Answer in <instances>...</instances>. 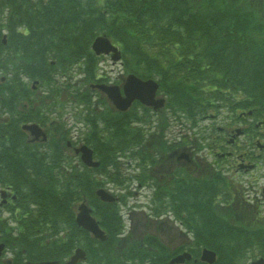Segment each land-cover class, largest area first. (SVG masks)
<instances>
[{"label":"trees","instance_id":"obj_1","mask_svg":"<svg viewBox=\"0 0 264 264\" xmlns=\"http://www.w3.org/2000/svg\"><path fill=\"white\" fill-rule=\"evenodd\" d=\"M99 34L119 45L125 68L157 80L178 115L194 120L210 102L224 98H231L232 108L239 107L234 100L238 93L240 104L264 107V0H0V108L11 110L17 102L0 120V179L18 192L29 213L27 222L42 221L45 215L55 228L61 221L71 223L73 201L81 193L94 195L92 170L67 160L63 135L29 142L21 123L41 119L34 111L62 93L86 100L89 88L76 87L70 71L84 75V82L92 78L97 57L90 43ZM28 79L38 80L44 90H34ZM120 116L123 121L124 114ZM116 128L122 129L121 124ZM127 130L130 138L137 137V128L128 125ZM91 133L88 144L104 165L112 155L93 143ZM148 143L155 147L157 141ZM208 226L197 239L223 242L217 251L226 264L236 258L240 237L244 244L255 237L234 233L217 219ZM24 228L20 245L41 243L28 235L34 227ZM87 254L91 264H106L101 253L90 249Z\"/></svg>","mask_w":264,"mask_h":264},{"label":"flooded vegetation","instance_id":"obj_2","mask_svg":"<svg viewBox=\"0 0 264 264\" xmlns=\"http://www.w3.org/2000/svg\"><path fill=\"white\" fill-rule=\"evenodd\" d=\"M254 124L255 122L243 119L235 122L234 126L228 125L222 130L220 135L224 139L220 149L226 147V150L217 152V149H213V155L223 158L226 161L225 164L218 165L215 159L214 163L205 162L193 153L192 147L179 146L177 143H173L166 151H160L158 162L147 174H144L147 179H133L137 181L135 185L139 186L145 194L140 195L138 202L149 201V194L153 188L157 189L160 198L163 197L168 192L167 188L172 186L174 178L177 177V166L182 164L188 174H201L202 177L207 178L202 184V193H199L198 187L188 185L190 193L202 194V200L209 201L212 197L218 213L226 217L233 216L236 220L252 219L257 226L264 224V184L257 182L258 178H264V174L259 177L254 174L259 169L258 160L262 159L264 162V126L260 125L257 127L260 129H257L253 127ZM237 126H240L241 132L233 135L232 129ZM212 145L216 147L214 142ZM209 177L213 180L210 181ZM151 178H154L156 182L153 183ZM216 179L218 180L215 182ZM125 181L119 183L121 188H127L126 184L129 186L134 184L133 181H126L125 184ZM117 199L118 201L109 209L116 207L118 210L112 212L114 216L107 220L108 225L111 226L110 231H106L107 241L105 240L106 244H109L108 264L161 263L163 241L170 243L168 252L164 256L176 253L179 248H183L180 238L184 236L172 222V219H177L178 212L160 209L152 212L150 209L146 210L145 206L130 207L121 196ZM190 209L195 210L196 207L191 206ZM103 216H109V214L106 213ZM3 221L0 214V222ZM3 232L4 230L0 228V242H3ZM92 239L93 242L89 241L92 247L103 245ZM187 242H189V251L194 252L200 249L196 242L188 239ZM260 257L264 258V252ZM253 261L255 259L249 264H257ZM203 263L196 262V264ZM0 264H26V260L23 259L22 254H17L15 245L4 243L3 248H0ZM75 264L88 263L78 261ZM260 264H264V261Z\"/></svg>","mask_w":264,"mask_h":264},{"label":"water","instance_id":"obj_3","mask_svg":"<svg viewBox=\"0 0 264 264\" xmlns=\"http://www.w3.org/2000/svg\"><path fill=\"white\" fill-rule=\"evenodd\" d=\"M92 47L95 49V51L98 53L100 51H105L107 52L109 49H113L115 50L114 47H112L109 42L107 41V39L103 38V37H98L94 40ZM128 85H125V90H126V97H120L119 93H117L116 88H112V87H104V89L108 92L109 96L112 98V100L115 102V104L120 107V108H125L129 102L131 101V99L133 97H139L140 100H142L143 102L147 103V104H153L154 107H158L162 104V99H154V93L156 90V83L149 80V81H141L137 78H135L134 76H129L128 78ZM133 94V95H132ZM28 128L32 129L31 132L33 134H38V129L34 126V125H30L27 126ZM81 158L88 164H96L95 162H90V156H91V152L88 148H86L85 146L81 147ZM103 196V198H106V196L104 194H101ZM78 220L81 221V224L85 227H87L88 229L92 230L95 234H100V232L98 231V228L96 227L95 223L89 219L88 214L86 212H81L78 215ZM210 252L208 251H204L202 258H209V254ZM78 254H76L75 256L72 257V260L75 259V257ZM213 254L211 253V258L212 259ZM177 258L173 259L176 260ZM173 260H171L170 262L172 263ZM67 264H70L67 263Z\"/></svg>","mask_w":264,"mask_h":264},{"label":"rangeland","instance_id":"obj_4","mask_svg":"<svg viewBox=\"0 0 264 264\" xmlns=\"http://www.w3.org/2000/svg\"><path fill=\"white\" fill-rule=\"evenodd\" d=\"M107 60H108V58H103V64H105L106 65V67H105V69H110L112 66H111V64L109 63H107ZM117 69H118V67L117 66H115ZM114 67V68H115ZM115 68V69H116ZM201 123V125H203V123H210V122H200ZM173 128V133H172V135H171V139L173 140V139H175L177 136H178V132H185V129L184 128H179V125L177 124L176 126H173L172 127ZM254 174L255 175H257L258 177H259V175H262V174H264V162L262 163V165L259 167V169L258 170H256V172H254ZM257 182H258V184H264V178H258V180H257Z\"/></svg>","mask_w":264,"mask_h":264},{"label":"bare ground","instance_id":"obj_5","mask_svg":"<svg viewBox=\"0 0 264 264\" xmlns=\"http://www.w3.org/2000/svg\"><path fill=\"white\" fill-rule=\"evenodd\" d=\"M120 51H121V50H120ZM97 67H98L99 70H102V69H103V67L100 66V65H98ZM57 77H58V79H59V75H58Z\"/></svg>","mask_w":264,"mask_h":264}]
</instances>
